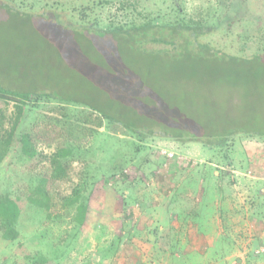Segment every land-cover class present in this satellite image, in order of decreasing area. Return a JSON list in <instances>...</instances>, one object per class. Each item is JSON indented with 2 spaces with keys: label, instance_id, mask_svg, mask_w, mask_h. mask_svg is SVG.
I'll return each instance as SVG.
<instances>
[{
  "label": "rangeland",
  "instance_id": "rangeland-1",
  "mask_svg": "<svg viewBox=\"0 0 264 264\" xmlns=\"http://www.w3.org/2000/svg\"><path fill=\"white\" fill-rule=\"evenodd\" d=\"M246 1L240 6L235 0H138L137 9L157 21L190 17L204 29L203 40L250 55L257 50V36H264V0ZM112 5L96 11L109 17ZM146 69L143 64L134 68L130 80L132 87L150 93L146 104L161 100L158 120L173 113L221 127L229 120L245 121L252 111L264 115V74L248 76L250 87L245 78L237 84L194 78L191 88L175 80L168 84L169 93L157 95L153 86L148 91ZM154 73L161 77L163 71L155 68ZM0 108H5L1 101ZM11 110L9 104L6 112ZM87 144L93 154L74 161L68 177L49 189L58 203L52 219L41 225L45 215L33 203L18 215L19 237L8 247L0 244V264L13 260L19 241L43 254V264H264V138L241 133L213 149L163 137L141 141L104 124ZM119 157L125 160L123 169L108 172L107 165ZM8 163L0 167V202L27 196L49 164L30 170L20 155ZM85 169L89 175L83 183ZM75 189L77 203L87 205L84 224L76 229L56 200L57 192Z\"/></svg>",
  "mask_w": 264,
  "mask_h": 264
},
{
  "label": "trees",
  "instance_id": "trees-1",
  "mask_svg": "<svg viewBox=\"0 0 264 264\" xmlns=\"http://www.w3.org/2000/svg\"><path fill=\"white\" fill-rule=\"evenodd\" d=\"M235 2L247 4L246 0ZM112 3L109 17L97 13ZM137 6L138 0H0V101L5 107L0 108V167L19 155L34 171L49 162V172L35 178L38 184L27 196H7L0 202L3 247L19 237L17 217L30 210L32 203L45 215L41 225L52 219L58 203L49 189L68 177L74 161L93 154L87 143L104 124L115 132L135 134L141 141L163 137L213 149L241 133L264 138V115L254 111L243 122L229 120L221 127L205 120L185 121L173 113L158 120L161 100L146 104L150 93L132 87L130 80L133 69L143 64L148 91L153 86L157 95L169 93L172 81L186 82L188 87L194 78L201 82L226 79L234 84L245 78L250 87L248 76L264 74V36H257V50L252 54L230 53L200 37L205 31L199 21L190 17L157 21L149 14L143 16ZM229 8L234 11L233 5ZM243 36L250 37L245 32ZM155 68L163 71L161 77ZM44 148L52 150L44 152ZM124 165L125 160L115 158L107 171H121ZM82 173L86 183L88 170ZM57 193L56 200L65 216L72 218L73 228L83 225L87 205L77 203L79 190ZM15 246L13 260L6 264L47 260L21 241Z\"/></svg>",
  "mask_w": 264,
  "mask_h": 264
}]
</instances>
